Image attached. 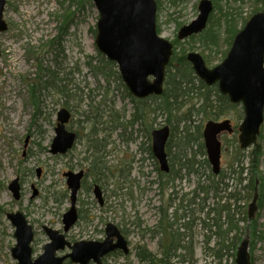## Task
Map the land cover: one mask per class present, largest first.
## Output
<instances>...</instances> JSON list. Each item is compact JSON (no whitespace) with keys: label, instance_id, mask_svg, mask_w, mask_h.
<instances>
[{"label":"rangeland","instance_id":"rangeland-1","mask_svg":"<svg viewBox=\"0 0 264 264\" xmlns=\"http://www.w3.org/2000/svg\"><path fill=\"white\" fill-rule=\"evenodd\" d=\"M199 1L179 0L174 3L172 0H160L161 7L157 15L160 34L166 39L174 40L179 28L197 17ZM219 1L226 7L227 0ZM230 1L236 9L234 12L239 29L243 27L244 20L253 10L263 7L262 3H257L255 0ZM68 5L71 13H74L73 20L67 34L62 35L57 58L62 69L70 72L71 83L77 84L80 99L75 100L71 94L70 96L59 94L52 87L43 89L41 111L38 118L33 120L36 108L30 91L31 85L37 79V58L40 57L46 65L54 67L52 59L55 52L51 51L49 44L59 33L58 27L65 22ZM80 5L83 7L81 8ZM215 12L220 15L219 10ZM3 17L8 23V29L0 32V264H18L11 254V249L16 244L15 227L6 213L22 211L33 224L35 229L33 256L37 257L49 241L42 226L48 225L63 231L62 216L70 206V190L64 173L80 168L87 171V176L84 186L79 191L77 205L78 208L83 209L86 218L79 219L77 224L66 233L69 239H104L106 224L114 222L120 228H124V234L127 235L130 244V253L114 251L104 257V262L152 264L150 261L140 259L138 247L146 246L158 259L163 257L159 243L162 241L167 244L170 236L168 228L161 231L160 219L162 211L167 210L171 217L172 228L179 229L180 233L183 232L182 228L187 231L183 243H187V238L189 241L192 240L194 262L189 263L180 257H172L165 258L162 264H219L220 260L215 257L213 250L218 246L217 238L213 236L209 242H205L207 234H211L215 229L212 226L213 214L208 216V208L205 205L216 207V198L212 196L208 198L203 204V211L200 210L199 201L189 207L195 209L194 216L198 219L192 224L191 230H188L187 225L179 228L181 227L179 223L190 225L191 215L179 220L177 216L183 213V209L181 206L178 208L177 205L184 193L191 192L198 180L197 176H190V180L188 178L175 180V186L166 188L161 194L158 184L159 173L156 169L158 161L150 154L148 148L152 143L149 133L166 124L165 113L158 114L153 128H151V119L147 118L137 120L134 126L128 125L127 130L116 128L109 132L104 140V153H101V164L105 167V174L101 175V181L98 182L104 191L105 204L99 205L92 188L87 189L89 185L93 187L94 180V169L91 171L90 165L93 152L89 149V142L86 140L92 124L84 122L83 111H88L90 118H93L94 112L92 113L93 109H90L89 102L94 106L99 104V113L113 105L114 109L119 111L121 116L123 115L124 120L131 119L134 111V103L127 95L128 89L122 78L119 80L115 75H111L109 80L101 77L98 79L87 65L90 57H95L99 53L94 31L99 12L93 0H83L81 4L72 3L70 0H6ZM178 22L182 23L179 27ZM226 37L227 34L224 32L217 51H205L199 44L190 51L201 53L205 59L209 57L206 59L207 64L209 67L215 66L223 60L224 52L229 48V44L224 41ZM89 92L90 98H87ZM62 106L71 109L73 118L68 126L79 132V140L69 153L53 155L50 152L51 142L55 136L57 112ZM240 111H243V107L238 105L237 109L228 115L235 126L242 121V118L236 120L235 117ZM103 119L107 118L104 116ZM200 121L203 125L206 122V120ZM121 133H125L124 136ZM222 139L226 142L222 152L224 170L228 166L231 154L239 147L238 133L236 135L224 133ZM258 143L263 147L259 169L264 172V139L258 137ZM142 146L147 149H142ZM252 148L243 151L249 153ZM85 157L87 160H84ZM142 157L145 160H141ZM248 164L249 158H246L245 166L247 167ZM38 169H41L40 176ZM16 178H19L21 185L20 199H15L9 189V184ZM246 183L245 181L239 186L234 182V188H237L235 191L239 190L245 198L239 202L223 201L232 203L231 207L235 206L236 210L240 205V210L249 211L254 195H257L258 199L262 187L257 183V191L248 192L244 188ZM174 192L178 194L172 195ZM260 200L261 195L258 204L256 202V209L253 210L252 221L255 223L254 228L257 227L264 232V202L260 206ZM223 201L220 203L222 204ZM174 212L176 217L173 215ZM173 219H176V227ZM203 219L211 224L210 228L205 226ZM167 223L168 221L165 222ZM251 224L240 222L242 239L248 237L250 240L252 264H264V239L253 240L251 235H245V231L251 233L253 227ZM240 241L220 264H236ZM69 251L66 248L59 253L65 254Z\"/></svg>","mask_w":264,"mask_h":264},{"label":"water","instance_id":"water-1","mask_svg":"<svg viewBox=\"0 0 264 264\" xmlns=\"http://www.w3.org/2000/svg\"><path fill=\"white\" fill-rule=\"evenodd\" d=\"M93 1L99 11L96 36L98 49L118 64L122 79L134 96L144 98L162 94L166 66L173 55L174 45L157 32L156 0ZM5 4L6 0H0V31L8 28L3 17ZM198 8L197 18L179 29V39L201 33L207 27L214 8L213 1L200 0ZM187 59L205 83H218L221 93L228 95L231 102L243 105L244 118L239 125L240 146L247 149L255 144L264 122V11L255 13L247 21L236 34L227 56L218 65L208 67L203 56L195 51L188 52ZM70 118L71 112L67 107L58 111L55 137L51 144L53 154H65L75 144L76 133L66 127ZM233 130L230 119L209 120L204 125L203 136L208 159L215 174L221 170L222 143L219 135ZM169 134L168 126L152 132L153 152L159 160L161 170L166 172L170 170L165 149ZM40 174L41 169H38V175ZM64 175L71 190V207L63 215L64 233L44 225L43 230L50 241L44 246L43 253L35 259L31 245L35 236L33 226L23 212L7 213L15 226L16 245L12 247L11 253L18 264H64L67 258L77 264H89L91 261L105 264L103 257L110 252L122 249L125 254L129 253L127 240L113 222L106 225L107 237L104 240H80L72 244L66 239L65 233L78 220L77 194L84 171H68ZM9 189L16 199H20L19 178L9 184ZM94 194L103 205V192L98 184L94 186ZM256 201L257 195L250 204V216L257 207ZM249 243V238H244L239 244L236 264H252ZM66 247L71 252L57 255L59 250Z\"/></svg>","mask_w":264,"mask_h":264},{"label":"trees","instance_id":"trees-1","mask_svg":"<svg viewBox=\"0 0 264 264\" xmlns=\"http://www.w3.org/2000/svg\"><path fill=\"white\" fill-rule=\"evenodd\" d=\"M70 1L81 4L83 0ZM172 1L176 3L179 0ZM214 1V10H219L220 15L215 14L216 12L214 11L210 16L207 28L202 33L192 35L185 41H180L177 36L174 38V54L166 68L165 89L162 95L138 99L133 97L128 91L127 95L134 103V111L129 120L122 119L123 115L121 116L120 112L115 110L113 105L108 106V110L103 109L102 113H99V104L94 106L91 102H89V107L93 109V118H90L88 111H83V114L85 115L84 122L86 124H89V122L92 124L86 140L89 142V149L93 152L91 164L93 165L92 170L94 169L93 175L94 180L96 179L95 181H101V175L105 172V167L101 164L99 158H101V153H104V140L109 132L116 128L127 130L128 125L134 126L137 120H146L147 118L151 119V128H153L159 113H165L167 115L165 125H169L172 132L171 140L167 147L171 169L167 173L162 172L157 163L156 169L159 173L160 185L161 187L164 186L163 190H165L170 186H175V180H186L187 178L190 180V176H197L196 186L193 187L191 192L184 193L180 197V202L177 205L178 208L181 206L183 209V213L177 216L178 219L185 218L189 214L191 215L190 225L185 223L188 230H191L192 224L198 219V217L194 216L195 209L189 207L199 201L201 202L199 203L200 210L203 211V204L206 200L211 196L214 199L216 198V207L214 205L209 207L205 205L208 208V216L213 214L214 221L212 226L215 227L211 234H207L205 242H209L213 236L217 238L218 246L213 250L215 257L220 260V264L221 260L236 247L237 242L242 240V227L240 226V222H248L249 225L252 221V216H250L249 211L240 210V205H238L236 210L235 206L234 208L231 207L232 203L229 204L226 202H239L245 198L239 193V190L235 191L237 188H234V182L235 185L241 186L246 181L247 183L244 184V188L248 192L257 191L256 184L259 183L262 189L258 195L257 204L261 195V200L259 201L261 206L264 202V172L259 169L260 160L263 156V147L260 143L255 144L249 153H245L240 147H237L236 152L231 154L227 168L222 170L218 175L213 174L206 155L202 132L203 124L200 120L223 118L224 116L230 115L238 106L237 104L231 103L227 95L220 93L217 84L212 86L205 84L195 74L186 56L187 51L194 49L196 44L201 45L205 51L209 50L212 52L219 50L221 35L224 32L227 34L224 41L230 45L234 35L239 30L234 12L236 9L231 4V1H226V7L220 4L219 0ZM255 1L262 3L263 7L253 10L244 20L245 22L254 12L264 10V1ZM157 2L160 8V0H157ZM80 7L82 8L83 5H80ZM66 11L67 14L65 15L64 24L58 27L59 33L49 44L51 51L55 52L52 59L54 61V67L52 65H46L40 57L37 58V79L31 85L30 91L32 102L36 108L33 120L38 118L41 111V93L43 89L52 87L59 94L64 96H70L71 94L75 100L80 99L77 84L71 83L69 79L70 72L62 69L57 58L60 52L59 47L61 46L62 35L67 34L69 25L73 20L74 13H71L70 5L66 7ZM181 24V22H178V27ZM94 31L96 33V29ZM160 31L161 28L158 27V32L160 33ZM208 58L206 57V59ZM87 65L91 73L98 79L101 77L109 80L111 75H115L121 80L116 63L107 59L100 52L97 56L90 57ZM87 98H90V92L87 94ZM103 102L105 101L103 100ZM104 116L107 119H103ZM235 117L236 120H239L242 117V112H238ZM33 124L35 125V123ZM124 134L121 133L122 136ZM259 137L260 139H264V124ZM234 140L236 141L235 138ZM148 149L153 156L151 144ZM246 158H249L247 167L245 166ZM87 189L89 190L90 186ZM221 201H223L222 204L220 203ZM80 211L82 212V209ZM173 215H175V212ZM161 219L162 224L160 229L168 228L170 236L168 243L165 246H160L163 257L158 259L146 246H139L138 256L140 259L156 264L163 263L165 258L180 257L183 261L193 263L194 244L191 242L192 240H188L187 243L180 245V250H171L169 245L172 239H174L173 233H177L184 240L187 231L180 233L179 229L172 228L171 217L167 210L163 211ZM175 220L173 219L174 225L176 224ZM166 221H168L167 224H165ZM203 222L206 223L208 221L203 219ZM251 225H253L251 233L245 231V235H251L253 240L264 239V232L257 229V227L254 228V221H252ZM205 226L210 228L211 224L206 223ZM211 230L213 229L211 228Z\"/></svg>","mask_w":264,"mask_h":264},{"label":"flooded vegetation","instance_id":"flooded-vegetation-1","mask_svg":"<svg viewBox=\"0 0 264 264\" xmlns=\"http://www.w3.org/2000/svg\"><path fill=\"white\" fill-rule=\"evenodd\" d=\"M229 50H230V45H229V48H228V50L226 51V53H224V58L227 56V54H228V52H229ZM224 58H223V60H224ZM222 60V61H223ZM221 61V62H222ZM219 64V63H218ZM211 67H213V66H211ZM225 118V117H224ZM219 121L220 120H223V118H219L218 119ZM77 132V134L78 135H76V144H77V142H78V140H79V132L78 131H76ZM224 134V132L220 135V140L222 141V144H223V146H224V148H225V145H226V142H223V139H222V135ZM171 136H172V132H170V136H169V138H168V140H167V143H166V148L168 147V145H169V142H170V140H171ZM228 144V143H227ZM142 149H147L146 147H144V146H142ZM92 156V155H91ZM100 159V161L102 162V159L101 158H99ZM84 160H87V158L85 157L84 158ZM141 160H145V158L144 157H142V159ZM91 165V171H92V167H93V165L92 164H90ZM79 170H83L84 172H85V174H84V177H83V179H82V181H81V188L84 186V181H85V178H86V176H87V171L84 169V168H80ZM96 180V179H95ZM95 180H93V187L96 185V184H98L100 187H101V189H102V192H103V197H104V204H105V196H104V191H103V188H102V186L98 183V182H100V181H95ZM158 184L160 185V182L158 181ZM90 186V189L89 190H91V188H92V190H93V187H92V185H89ZM163 188H164V186H162L161 187V185H160V191H161V194H163V192H164V190H163ZM176 194H178V192H174L173 193V195H176ZM69 198H70V196H69ZM77 201H78V198H77ZM103 204V205H104ZM77 205V204H76ZM99 205H101V204H99ZM103 205H101V206H103ZM70 208V206L68 207V209ZM67 209V210H68ZM82 208H78V205H77V210H78V220H77V222L79 221V219H85L86 218V215H84L83 214V209H82V212L80 211ZM66 210V211H67ZM65 211V212H66ZM162 214H163V211H162ZM161 214V215H162ZM82 215V216H81ZM77 222H76V224H77ZM135 225L137 224L136 222H133ZM75 224V225H76ZM115 224V223H114ZM161 224H162V222H161V219H160V227H161ZM118 226V225H117ZM74 227V226H73ZM72 227V228H73ZM175 227H176V225H175ZM71 228V229H72ZM118 228H119V230L121 231V233L124 235V237H125V239L127 240V242H128V246H129V252H130V244H129V240L127 239V235H125L124 234V228H120L119 226H118ZM70 229V230H71ZM69 230V231H70ZM68 231V232H69ZM161 231H163V230H161ZM67 232V233H68ZM155 232L156 231H154V234H155ZM105 235H106V237H107V234H106V231H105ZM173 235H174V239H172V242H170V249L171 250H180V245H182V244H184L183 243V239L177 234V233H173ZM188 237V236H187ZM66 239L68 240V241H70L72 244L73 243H75L76 241H80V240H103V239H79V240H71V239H69L68 238V236H67V234H66ZM187 241H188V238L186 239ZM114 241L116 242L117 241V238L115 237L114 238ZM162 243V244H161ZM165 246L166 245V243H164V242H160L159 243V246ZM172 245H174V246H172ZM140 246H142V245H140ZM116 251H122L123 253H124V251L122 250V249H117ZM67 253H69V252H67ZM67 253H65V254H67ZM125 254V253H124ZM128 254V253H127ZM103 261H104V259H103ZM70 263H74V262H72L71 260H70V258H67L66 260H65V262H64V264H70ZM105 263V262H104ZM74 264H76V263H74ZM89 264H91V262L89 263Z\"/></svg>","mask_w":264,"mask_h":264},{"label":"bare ground","instance_id":"bare-ground-1","mask_svg":"<svg viewBox=\"0 0 264 264\" xmlns=\"http://www.w3.org/2000/svg\"><path fill=\"white\" fill-rule=\"evenodd\" d=\"M127 129H128V127H127ZM103 145H104V144H103ZM179 220H181V218H179ZM179 225L181 226V227H179V228H182V227H184L185 223L180 222ZM182 230L185 231L184 228H182ZM155 233H156V232H155ZM185 236H186V235H185ZM172 246H174V245H172Z\"/></svg>","mask_w":264,"mask_h":264}]
</instances>
